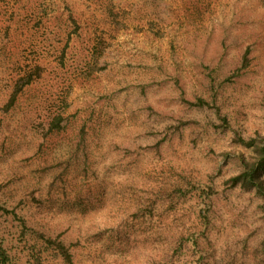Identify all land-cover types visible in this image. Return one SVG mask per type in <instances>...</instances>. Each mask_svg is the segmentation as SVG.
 <instances>
[{
  "label": "rangeland",
  "instance_id": "1",
  "mask_svg": "<svg viewBox=\"0 0 264 264\" xmlns=\"http://www.w3.org/2000/svg\"><path fill=\"white\" fill-rule=\"evenodd\" d=\"M237 134L264 138V0H0L8 264H264Z\"/></svg>",
  "mask_w": 264,
  "mask_h": 264
},
{
  "label": "trees",
  "instance_id": "2",
  "mask_svg": "<svg viewBox=\"0 0 264 264\" xmlns=\"http://www.w3.org/2000/svg\"><path fill=\"white\" fill-rule=\"evenodd\" d=\"M247 61V58H246ZM23 84L16 89V92L12 98L15 99L16 94L26 85L32 83V78H23ZM199 108L214 107L210 103L201 99L196 104ZM216 109V107H215ZM216 113L219 115L220 111L216 109ZM220 116V115H219ZM222 124H229L226 117L221 118ZM235 143L250 150L251 154L245 156L244 154H237L236 158L240 167V173L227 180L226 186L235 189L240 188L245 192H254L258 196L264 198V138H250L246 140L241 134H237L234 139ZM61 252L65 256L67 262L72 264V259L65 251L64 246H60ZM264 255V241L260 250ZM0 264H8V256L5 250L0 248Z\"/></svg>",
  "mask_w": 264,
  "mask_h": 264
}]
</instances>
